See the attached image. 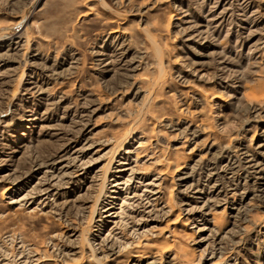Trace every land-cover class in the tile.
I'll return each mask as SVG.
<instances>
[{
    "label": "rangeland",
    "instance_id": "1",
    "mask_svg": "<svg viewBox=\"0 0 264 264\" xmlns=\"http://www.w3.org/2000/svg\"><path fill=\"white\" fill-rule=\"evenodd\" d=\"M0 264H264V0H0Z\"/></svg>",
    "mask_w": 264,
    "mask_h": 264
}]
</instances>
